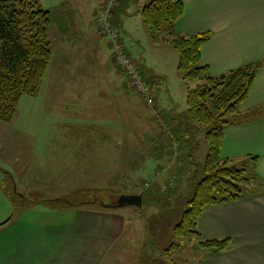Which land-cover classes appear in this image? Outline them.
I'll list each match as a JSON object with an SVG mask.
<instances>
[{
    "label": "rangeland",
    "instance_id": "374dc122",
    "mask_svg": "<svg viewBox=\"0 0 264 264\" xmlns=\"http://www.w3.org/2000/svg\"><path fill=\"white\" fill-rule=\"evenodd\" d=\"M38 3L43 10L55 13L56 21L51 22L49 30L52 57L37 95L23 96L13 121L9 124L0 122V181L5 180L3 188L23 194L27 204L45 209L77 204L94 195L111 192L114 199L108 203L115 204L114 210L121 211L128 218H140L133 221L140 231L141 226L149 228L150 225L149 230L160 249L168 247L170 237L172 243L178 245L177 254L182 250L178 257L182 256L185 253L183 248H189V242L195 244L196 239H174L169 234L187 210L196 182L193 172L206 156L207 143L202 132L195 134V147L187 154L189 170L181 169L183 165L180 164L186 160L173 158L176 144L168 143L169 134H162V129L157 128L151 131L148 127V104L137 94L128 93L133 103L124 106L129 98L120 93L126 91V79L115 64L114 51L106 50L99 56L86 48L81 36L82 24L91 23L95 27L93 20L100 14L99 10L95 13V9L103 4L102 0H38ZM113 15L114 10L110 14L111 24ZM130 15L138 43L125 40V50L149 76L153 68L165 74L175 92L173 99L181 106V93L185 92L186 86L184 88V82L178 78L176 65L173 67L177 53L170 45L152 46V34L141 22V17L135 13ZM117 20L121 29L119 15ZM64 25L71 31L63 33ZM67 34H74L71 40L77 47L62 40ZM142 76L145 80V74ZM179 83L183 85L180 90ZM164 93L157 98L160 105L168 103L169 97ZM88 123L94 125L90 142L87 139L82 141V137L87 136ZM99 131H104L109 140H113V136L120 139L117 146L121 160H114L113 144H100L106 151L105 176L97 175L98 160L94 156L99 150V139L94 136ZM72 137H79L81 142L70 143ZM183 146L180 142L179 149L182 150ZM155 186L165 195L149 197L139 214L131 216L133 212H129L139 208L135 203H116L121 196H140L146 190L151 193ZM13 211L0 193V217L12 218ZM149 215L154 221L152 224L143 221V217ZM169 258L183 262L177 256L169 255ZM190 258L183 263L192 264L195 258L192 255Z\"/></svg>",
    "mask_w": 264,
    "mask_h": 264
},
{
    "label": "crops",
    "instance_id": "0c3cea01",
    "mask_svg": "<svg viewBox=\"0 0 264 264\" xmlns=\"http://www.w3.org/2000/svg\"><path fill=\"white\" fill-rule=\"evenodd\" d=\"M105 1L102 0L103 4ZM150 1L121 0L120 5L114 9L112 25L119 28L117 20L119 15L122 25L121 29L119 28L122 33L120 43L123 49H126L125 40H129V43L130 40L137 41L133 17L130 14L135 13L140 16L143 7ZM181 2L184 6V14L174 25L173 32L176 36L211 33L209 41L201 48L200 60V65L207 67L211 76L219 77L229 71L264 61V0H181ZM103 4L95 9V13L97 10L101 13ZM99 15L93 20L95 27L91 26V23L82 24L81 36L87 44L86 48L92 50L93 55L102 56L106 50L113 51V45L99 32L95 22ZM54 17L53 11L51 13L53 23L56 21ZM62 31L67 33L71 28L64 25ZM64 36L65 39L62 40L70 41L73 47H77L71 40L74 34ZM151 41L154 44L152 46L169 45L154 42L152 39ZM92 57L88 59L91 60ZM177 62L178 58L173 64V67L176 65V71ZM144 74V81L154 82V101L152 105H148V127L151 131L152 128H157L162 129V134H169L168 143L176 144L173 158L178 160L181 157L180 161L186 160L185 163L179 164L183 165L181 169L187 171L189 164H186V157L193 145L185 139L186 137L184 138L180 121V116L186 114L185 85V92L181 93L183 102L179 106L173 99L175 92L170 88V80L165 74L155 68L152 69L151 76L143 70ZM178 76L181 79L180 74ZM182 84L179 83V90ZM126 85V91L120 93L129 98L125 100L124 106L133 103L129 94H135L128 88L127 80ZM164 91L169 100L168 103L162 102L160 105L157 98L165 95ZM262 106H264V63L257 70L251 91L238 111L247 113L260 110L259 107ZM192 125L194 126L193 123ZM87 128L85 133L87 136L82 137V141L87 139L90 142L94 131L91 128H94V125L88 123ZM94 139H99L97 142L99 150L94 154L98 160L97 175L105 176L106 151L100 144L105 146L106 143L113 144V157L116 160L121 158L117 146L120 139L113 136V140H109L104 131H99ZM70 140V143L74 144L81 142L79 137H72ZM180 142L184 145L182 150L179 149ZM221 156L233 161L234 165H239V162L246 160L247 157L256 156L258 158L256 175L259 181L264 183V111L249 122L226 127ZM190 159L193 160V155ZM4 182L5 180L0 181V193L14 211L11 215L12 220L0 227V264H154V260H157L156 264H184L186 259L191 260V255L195 258L192 264H264V189L235 202L206 207L197 221L199 238L192 237L196 239V243L189 242L188 244H191L189 248L180 245L185 253L178 257L182 250L177 254L176 247L166 254L153 247L147 226H141L142 231H140L133 223L140 218H128L114 208L102 210L94 206L67 204L56 206L54 209H45L27 204L23 194L6 191L3 188ZM145 194L160 195L164 194V191L155 186L151 193L146 190ZM59 207L61 208L57 209ZM139 208L131 209L129 211L133 212L131 216L142 211V203ZM149 218L150 215L144 216L143 221L148 222ZM8 219L1 216L0 225ZM169 235L175 239L173 234ZM223 240H228V246L219 252H213L201 245L208 241ZM170 242L172 243V240L168 237V243ZM169 255L177 256L183 262H178L175 258L176 262H174Z\"/></svg>",
    "mask_w": 264,
    "mask_h": 264
},
{
    "label": "trees",
    "instance_id": "16d2710c",
    "mask_svg": "<svg viewBox=\"0 0 264 264\" xmlns=\"http://www.w3.org/2000/svg\"><path fill=\"white\" fill-rule=\"evenodd\" d=\"M183 14L181 0H151L140 13L144 26L152 34V40L169 44L178 55L177 72L186 86V114L180 116L184 138L195 147V134L202 132L207 143L206 156L193 172L196 182L187 210L171 229L176 239L199 238L197 221L206 207L235 202L264 189V183L256 175V156L247 157L239 165L221 156L226 127L249 122L264 111V106L247 113L238 111L248 97L256 72L264 61L219 77L211 76L209 69L200 65L201 48L209 41L211 33L176 36L173 27ZM50 26L51 14L39 6L38 0H0L1 123L13 121L23 96L37 95L52 56ZM151 84L154 90V82ZM157 195L141 193L142 207L149 197ZM113 197L111 192H103V195H94L91 199L70 204H95L94 207L99 209L111 210L115 204L108 202ZM11 220L9 218L0 227ZM148 222L154 221L151 218ZM149 228L147 230L155 249L166 254L178 247L170 242L167 248L160 249ZM201 245L219 252L228 246V240L208 241ZM156 261L153 263L156 264Z\"/></svg>",
    "mask_w": 264,
    "mask_h": 264
},
{
    "label": "built area",
    "instance_id": "2783aa9c",
    "mask_svg": "<svg viewBox=\"0 0 264 264\" xmlns=\"http://www.w3.org/2000/svg\"><path fill=\"white\" fill-rule=\"evenodd\" d=\"M120 3L121 0H106L95 22L100 34L112 43L115 53V63L124 72L128 88L140 96L148 105H152L154 101L152 84L144 81L142 69L138 63L132 60L130 54L123 49L120 43L122 36L120 29L109 22L112 10L118 7Z\"/></svg>",
    "mask_w": 264,
    "mask_h": 264
},
{
    "label": "water",
    "instance_id": "95a60500",
    "mask_svg": "<svg viewBox=\"0 0 264 264\" xmlns=\"http://www.w3.org/2000/svg\"><path fill=\"white\" fill-rule=\"evenodd\" d=\"M117 201L120 205H128V204L130 205L135 203V205L140 206L141 196H129V197L121 196L120 198H118Z\"/></svg>",
    "mask_w": 264,
    "mask_h": 264
}]
</instances>
